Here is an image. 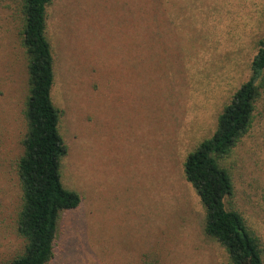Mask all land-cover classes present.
I'll use <instances>...</instances> for the list:
<instances>
[{
    "label": "rangeland",
    "instance_id": "1",
    "mask_svg": "<svg viewBox=\"0 0 264 264\" xmlns=\"http://www.w3.org/2000/svg\"><path fill=\"white\" fill-rule=\"evenodd\" d=\"M21 0H0V262L21 252L17 162L29 82ZM53 100L68 144L62 183L83 204L60 215L48 264H230L205 231L186 158L249 80L264 0H53ZM228 208L264 256V92L223 161Z\"/></svg>",
    "mask_w": 264,
    "mask_h": 264
},
{
    "label": "trees",
    "instance_id": "2",
    "mask_svg": "<svg viewBox=\"0 0 264 264\" xmlns=\"http://www.w3.org/2000/svg\"><path fill=\"white\" fill-rule=\"evenodd\" d=\"M52 3L21 0L29 90L24 108L27 130L17 162L21 189L17 230L25 246L0 264H48L55 255L61 213L83 204L81 195L62 183V159L68 153V144L60 130L62 111L52 93L56 81L55 52L48 34V8ZM258 46L251 77L220 115L214 135L190 153L184 165L186 179L206 209L205 231L226 249L230 264H264L260 239L243 215L226 205V199L234 193V181L223 163L251 129L257 102L264 92V37Z\"/></svg>",
    "mask_w": 264,
    "mask_h": 264
}]
</instances>
